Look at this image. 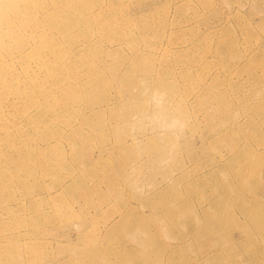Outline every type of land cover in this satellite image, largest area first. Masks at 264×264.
<instances>
[{"label": "rangeland", "instance_id": "rangeland-1", "mask_svg": "<svg viewBox=\"0 0 264 264\" xmlns=\"http://www.w3.org/2000/svg\"><path fill=\"white\" fill-rule=\"evenodd\" d=\"M263 231L264 0H0V264H264Z\"/></svg>", "mask_w": 264, "mask_h": 264}, {"label": "bare ground", "instance_id": "bare-ground-1", "mask_svg": "<svg viewBox=\"0 0 264 264\" xmlns=\"http://www.w3.org/2000/svg\"><path fill=\"white\" fill-rule=\"evenodd\" d=\"M126 83V82H125ZM135 86H137V84H134V85H132V87H135ZM136 92V94L138 93V90L137 91H135ZM254 121H256V120H254ZM252 121H250V123H251ZM232 129H231V127H228V126H226V127H224L223 129H222V131H223V133H221V134H224V133H229L230 131H231ZM219 134V133H218ZM217 134V135H218ZM216 137V136H215ZM218 137H220V135L218 136ZM218 137H216V138H218ZM212 138V137H211ZM257 172V171H256ZM257 222V221H256ZM255 222V223H256ZM264 232V231H263ZM9 256V255H8ZM12 256V255H11ZM36 258H38L37 256L34 258V259H36ZM9 259V258H8Z\"/></svg>", "mask_w": 264, "mask_h": 264}]
</instances>
